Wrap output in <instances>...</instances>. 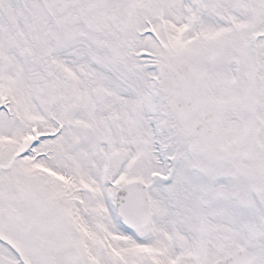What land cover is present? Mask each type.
Returning a JSON list of instances; mask_svg holds the SVG:
<instances>
[{
  "label": "snow or ice",
  "instance_id": "6c2138e0",
  "mask_svg": "<svg viewBox=\"0 0 264 264\" xmlns=\"http://www.w3.org/2000/svg\"><path fill=\"white\" fill-rule=\"evenodd\" d=\"M0 264H264V0H0Z\"/></svg>",
  "mask_w": 264,
  "mask_h": 264
}]
</instances>
